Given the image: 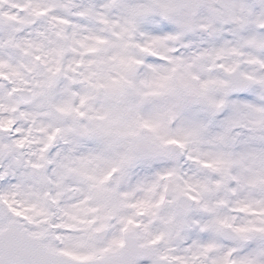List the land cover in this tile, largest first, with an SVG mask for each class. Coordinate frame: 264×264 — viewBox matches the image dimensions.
<instances>
[{"label":"snow or ice","instance_id":"snow-or-ice-1","mask_svg":"<svg viewBox=\"0 0 264 264\" xmlns=\"http://www.w3.org/2000/svg\"><path fill=\"white\" fill-rule=\"evenodd\" d=\"M0 264H264V0H0Z\"/></svg>","mask_w":264,"mask_h":264}]
</instances>
